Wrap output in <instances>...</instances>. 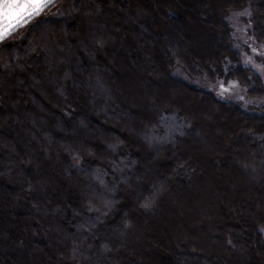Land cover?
Segmentation results:
<instances>
[{
    "label": "trees",
    "instance_id": "1",
    "mask_svg": "<svg viewBox=\"0 0 264 264\" xmlns=\"http://www.w3.org/2000/svg\"><path fill=\"white\" fill-rule=\"evenodd\" d=\"M245 9L264 48V0H76L0 43V264H264V79L226 20Z\"/></svg>",
    "mask_w": 264,
    "mask_h": 264
},
{
    "label": "rangeland",
    "instance_id": "2",
    "mask_svg": "<svg viewBox=\"0 0 264 264\" xmlns=\"http://www.w3.org/2000/svg\"><path fill=\"white\" fill-rule=\"evenodd\" d=\"M75 1L76 0H55V3L52 6H50L40 16L36 17L31 23L26 24L25 26L27 27L40 20L42 22L52 20L68 21L72 14ZM247 17L248 11L246 9L238 12H232L227 17L226 20L231 27L232 46L240 53L242 64L255 70L264 79V48L262 45L258 44L249 34L250 23H248ZM24 27L20 28L18 30L19 32H15L16 35L13 37V39L10 40L11 43H17L20 40V32H22ZM217 44V41H214L215 47L218 46ZM172 75L186 82L192 87L213 92L221 100L233 101L244 109L249 108V106L247 105L256 103L255 101L251 100V98L249 99L247 97L244 88H242L235 80L229 79L226 82H210L203 79H194L189 77L179 67H175L172 70ZM153 76L157 77V75L154 74ZM240 165L241 171L244 175H247V177L251 175V178H249L250 180L247 178V180L250 181L251 185L257 187L258 185L262 184L263 181H261L260 178L261 172L257 167H251L250 165L243 166L242 164ZM202 215V213L197 214L198 220H203L204 215ZM262 230L264 231V227L262 228ZM205 232L209 233L210 231L205 227ZM207 238L209 239V241H211L212 239L211 236H207ZM197 249H195V252L199 254L200 251H198L199 249ZM239 253L241 254V251H239Z\"/></svg>",
    "mask_w": 264,
    "mask_h": 264
},
{
    "label": "snow or ice",
    "instance_id": "3",
    "mask_svg": "<svg viewBox=\"0 0 264 264\" xmlns=\"http://www.w3.org/2000/svg\"><path fill=\"white\" fill-rule=\"evenodd\" d=\"M54 3L55 0H0V43Z\"/></svg>",
    "mask_w": 264,
    "mask_h": 264
}]
</instances>
